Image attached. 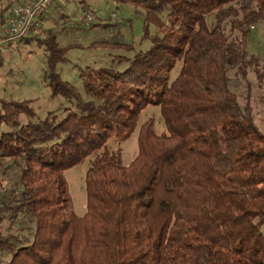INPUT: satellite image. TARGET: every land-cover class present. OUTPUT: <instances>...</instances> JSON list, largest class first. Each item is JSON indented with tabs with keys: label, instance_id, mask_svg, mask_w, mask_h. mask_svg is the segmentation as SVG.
I'll use <instances>...</instances> for the list:
<instances>
[{
	"label": "trees",
	"instance_id": "1",
	"mask_svg": "<svg viewBox=\"0 0 264 264\" xmlns=\"http://www.w3.org/2000/svg\"><path fill=\"white\" fill-rule=\"evenodd\" d=\"M109 1L141 10L147 48L122 70L80 69L81 96L55 71L66 48L47 34V85L75 110L20 123L34 116L29 101L0 99V162L15 168L8 188L0 178L3 264H264V133L230 84L249 69L264 79L246 49L264 0ZM108 46L125 44L88 45ZM148 105L164 130L152 117L137 125ZM134 130L135 156L122 164L107 142ZM85 160L76 215L63 171Z\"/></svg>",
	"mask_w": 264,
	"mask_h": 264
},
{
	"label": "rangeland",
	"instance_id": "2",
	"mask_svg": "<svg viewBox=\"0 0 264 264\" xmlns=\"http://www.w3.org/2000/svg\"><path fill=\"white\" fill-rule=\"evenodd\" d=\"M31 0H0V31L3 30L4 17L13 4L27 3ZM111 13L115 16L111 17ZM85 14L92 16L88 24L84 22ZM141 10L127 3H115L109 0H56L43 14L41 29L28 36L30 39H19L2 44L0 49V99L27 100L34 116L27 118L19 115L20 123L49 116L59 120L65 112L74 111L73 102L60 95H51L45 78V50L41 43L47 34H54L57 45L65 47V61L57 63L55 71L61 80L73 85L81 96L82 81L78 76L84 67H110L122 70L137 50H144L148 41L141 40ZM163 18V14L160 15ZM207 16L206 21L210 22ZM155 31L150 26L149 32ZM228 33V26H225ZM235 32H232L234 34ZM35 35V37H33ZM104 39L108 43H124V47L90 48V42ZM246 49L249 53L264 62V21H259L248 28ZM178 69L176 64L170 71L173 76ZM231 90L239 97V103L248 101L253 113V120L264 133V79L258 80L252 70H248L245 79L231 76ZM246 97V98H245ZM148 117H152L157 132L164 130L157 107L145 106L139 114L137 125ZM0 125V131L5 130ZM111 148L119 147L122 164H127L136 153V130L124 141L115 143L109 140ZM9 160L0 162V178L2 186L11 185L15 168H6ZM87 166L86 160L63 171L73 211L82 215L85 211V194L83 175ZM7 259L0 254V264Z\"/></svg>",
	"mask_w": 264,
	"mask_h": 264
},
{
	"label": "built area",
	"instance_id": "3",
	"mask_svg": "<svg viewBox=\"0 0 264 264\" xmlns=\"http://www.w3.org/2000/svg\"><path fill=\"white\" fill-rule=\"evenodd\" d=\"M56 0H31L27 3L13 4L5 14L3 30L0 31V49L3 43L26 38L41 29V18ZM115 16L111 13V17ZM92 16L85 14L86 24Z\"/></svg>",
	"mask_w": 264,
	"mask_h": 264
}]
</instances>
